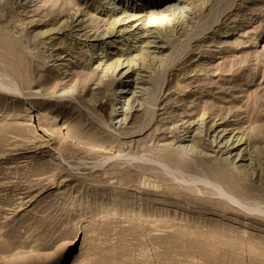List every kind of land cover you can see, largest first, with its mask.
<instances>
[{
    "label": "rangeland",
    "instance_id": "374dc122",
    "mask_svg": "<svg viewBox=\"0 0 264 264\" xmlns=\"http://www.w3.org/2000/svg\"><path fill=\"white\" fill-rule=\"evenodd\" d=\"M153 3L0 0V264H264V0Z\"/></svg>",
    "mask_w": 264,
    "mask_h": 264
},
{
    "label": "bare ground",
    "instance_id": "6f19581e",
    "mask_svg": "<svg viewBox=\"0 0 264 264\" xmlns=\"http://www.w3.org/2000/svg\"><path fill=\"white\" fill-rule=\"evenodd\" d=\"M159 1H161V0H153V5H158V3H159ZM138 4H136V6H137ZM150 5H151V3H150ZM66 7H64V9H65ZM133 10V9H132ZM166 10V9H165ZM54 15V14H53ZM73 15H75V14H73ZM127 16V15H126ZM125 17V16H124ZM131 17H133V18H135V16L133 15V16H131ZM154 17V16H153ZM132 19V18H131ZM120 20V19H119ZM123 20V19H122ZM121 20V21H122ZM140 20H142V18H140V19H137L136 20V18H135V21H140ZM153 20V19H152ZM116 21V20H115ZM121 21H119L118 22V24L121 22ZM131 22H132V20H130ZM134 20H133V22H135ZM148 23H149V21H148ZM151 23H153V21L151 22ZM150 23V24H151ZM121 24V23H120ZM116 25V23L114 24V21H113V23H112V25H111V30L112 31H110L108 34H112L114 31H116V30H114L115 28H114V26ZM122 25H125V24H122ZM119 26V25H118ZM131 27V26H130ZM121 28V27H120ZM123 28H129V27H127V26H124ZM118 29V28H117ZM120 31V30H119ZM116 32H118V31H116ZM114 37V36H113ZM166 39V38H165ZM151 44V43H150ZM163 46V45H162ZM139 49V48H138ZM156 49H157V47H156ZM158 49H163V48H158ZM131 50V49H130ZM132 59V58H131ZM126 61V60H125ZM4 88H5V86H4ZM7 88V87H6ZM5 88V89H6ZM2 89V88H1ZM7 90V89H6ZM146 125V124H145ZM141 127V126H140ZM180 128H182L181 126H180ZM234 130L235 129H232V130H227V129H222V130H220L219 132H218V135L219 134H222V135H219V137L218 136H216V140L214 141V143H215V146H213L212 144H210V146L211 147H214V148H217L218 150H221V149H224V150H226V152L228 153V154H231L233 151H235V150H237L238 149V147H240L242 144H239V143H241V138H237L236 140H233V138L235 137V135H233V137H232V139H230L231 140V142L228 144V141H230V140H228L226 143H224V145L223 146H221V147H219V145H221L220 143L222 142V140L223 139H225L228 135H231V134H234L233 132H234ZM183 132H184V134H183V137H181V138H186L185 137V135L188 133V129L185 127V129L183 128V130H182ZM181 131V132H182ZM219 138V141L217 142V139ZM260 140V138H259V135L255 132L254 133V135L250 138V140H249V138L247 139H245V141L243 142V145L248 141L249 143H251L252 141H259ZM182 141H184V140H182ZM99 142V141H98ZM85 146V145H84ZM206 147H208L207 145H206ZM206 149V148H205ZM175 150V149H174ZM242 153V152H241ZM153 155V154H152ZM157 155V154H156ZM166 155H168V154H166ZM166 155H164L165 157H166ZM151 157V156H150ZM163 157V156H162ZM162 157H160V159L162 158ZM168 157H170L169 155H168ZM172 158H174V157H172ZM178 158H179V156H177V161H178ZM139 159H140V157H139ZM176 159V158H175ZM175 159H174V163L176 162L175 161ZM236 159H238V161H244L243 159H245V157L242 155V154H234L231 158H230V162L231 163H233V161H235ZM142 160V159H141ZM166 160V159H165ZM168 160H169V158H168ZM167 160V161H168ZM171 160V159H170ZM181 160V159H180ZM198 160V159H197ZM153 162V164L155 165H153L152 167H151V165H150V168H153L154 170H158V172L160 171L161 173H162V175L164 174V175H167V176H171V177H175V179L178 181L179 180V182L181 181L182 183H184V184H186V188H187V190H189V191H192V190H194V189H198L200 192H202L203 190H207L206 189V187L207 186H210L211 187V191L212 192H209V194H211V195H221V196H225V200H227V201H230L229 203H233V204H236V205H238V206H240V207H242V204L238 201V200H236L235 198H232V196H226V195H224L225 193L223 192V189H221V187H219V184L221 183L222 185L224 184V186H229L231 183H234V182H236L237 180H236V177H235V175L233 174V172L234 171H232V170H229L227 167H226V165H223L222 166V168H218V169H214L213 167H208V169H207V171L209 172V173H213V175L214 174H216L217 176H218V178L216 177V179H217V182H214V180L212 181V179H210L211 177H208L207 175L206 176H203L202 174H200V173H197L195 170L193 171V170H191V171H193V173H191V174H194V175H191V177H190V173L187 171V170H185V169H183L182 167H180L179 165H178V163H176L178 166H174V167H172L169 163L171 162H168L167 163V161L165 162L164 161V159H161V160H155V159H146V158H144L143 159V162H149V163H151V162ZM186 161V160H185ZM207 161H209L208 159H207ZM142 162V161H141ZM179 162V161H178ZM180 162H182V161H180ZM179 162V163H180ZM188 164V162H183L182 164ZM98 164H100V163H98ZM102 164V163H101ZM100 164V165H101ZM186 164V165H187ZM97 165V164H96ZM212 165H213V163H212ZM147 166V165H146ZM185 166V165H184ZM186 167H188V166H186ZM194 168V166L192 165L191 166V164H190V168ZM203 167V166H202ZM232 167V166H231ZM192 168V169H193ZM239 168V167H238ZM197 169V168H196ZM185 170V171H184ZM187 171V172H186ZM200 171V170H199ZM205 171H206V169H205ZM206 174V173H205ZM165 180H167V179H165ZM171 185V184H170ZM179 185V184H178ZM234 185V184H233ZM173 186V185H172ZM181 186V185H180ZM232 186V185H231ZM243 186V185H242ZM227 187L225 188V189H227ZM234 187L235 186H233V189H234ZM224 188V187H223ZM231 188V187H230ZM241 188H243V190H245L246 188H245V186H243V187H241ZM245 188V189H244ZM184 189V188H183ZM232 189V190H233ZM237 189V188H236ZM231 190V191H232ZM230 191V190H229ZM237 191V190H236ZM235 191V192H236ZM240 191H241V189H240ZM207 192V191H206ZM234 192V190H233V193H235ZM238 192V191H237ZM242 192V191H241ZM218 193V194H217ZM179 196V195H178ZM223 198V197H222ZM227 198V199H226ZM206 199V198H205ZM220 201V200H219ZM224 203L225 204H228L226 201H224ZM222 206V205H221ZM224 206V205H223ZM237 206V207H238ZM227 207V206H226ZM253 207V206H252ZM257 207H259L258 206V204H257ZM256 207V208H257ZM232 208V207H231ZM243 208V207H242ZM253 209V208H251V207H248V206H245V209L247 210V211H258V212H260V215H262L261 213H263L264 214V209L263 210H260V208H258V209ZM239 209V208H238ZM244 209V208H243ZM244 209V210H245ZM151 211V210H150ZM256 211V212H257ZM244 212V211H243ZM250 214V213H249Z\"/></svg>",
    "mask_w": 264,
    "mask_h": 264
}]
</instances>
